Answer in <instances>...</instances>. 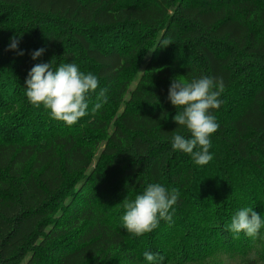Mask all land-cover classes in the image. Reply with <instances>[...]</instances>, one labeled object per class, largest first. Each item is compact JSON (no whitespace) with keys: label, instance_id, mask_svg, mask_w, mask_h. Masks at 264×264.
<instances>
[{"label":"trees","instance_id":"1","mask_svg":"<svg viewBox=\"0 0 264 264\" xmlns=\"http://www.w3.org/2000/svg\"><path fill=\"white\" fill-rule=\"evenodd\" d=\"M52 60L98 79L71 126L26 96ZM204 76L224 91L201 166L172 148L191 133L168 90ZM149 184L178 200L137 237L123 201ZM245 207L264 216V0H0V264H264V227L226 229Z\"/></svg>","mask_w":264,"mask_h":264},{"label":"clouds","instance_id":"2","mask_svg":"<svg viewBox=\"0 0 264 264\" xmlns=\"http://www.w3.org/2000/svg\"><path fill=\"white\" fill-rule=\"evenodd\" d=\"M20 37L16 35L10 39L9 50H17ZM170 44V40L164 39L161 47ZM44 51V48L34 51L32 59L37 60ZM18 54L23 55V52ZM53 60L33 66L25 81L26 96L32 105L36 107L43 105L45 109L50 110L51 118L71 126L86 115L88 105L85 94L97 89L98 79L92 74L81 73L74 63L60 64L54 70ZM223 91L222 78L204 76L190 82L174 78L170 83L168 100L176 110L183 109L176 111L174 122L178 126L186 127L191 133V138L175 134L172 138V148L191 154L196 165H207L213 159L209 152V137L217 131L219 125L209 110L220 107L222 102L219 96ZM103 96L104 93L101 92L100 97ZM103 103H106V99L96 103L92 111H98ZM177 200L176 190L173 189L169 193L160 184H149L145 192L136 196L133 201L124 199L123 206L126 212L121 218L122 227L137 237L150 233L158 226V215L160 219L171 221L169 210ZM262 227L264 216L248 207L238 210L231 218V222L226 225V229L234 234V238L241 232L255 238ZM144 258L149 264H156L157 260L162 262L164 259L163 256L147 251L144 252Z\"/></svg>","mask_w":264,"mask_h":264}]
</instances>
